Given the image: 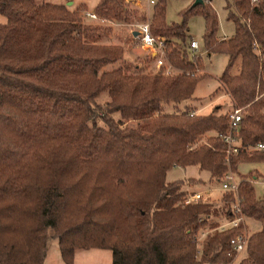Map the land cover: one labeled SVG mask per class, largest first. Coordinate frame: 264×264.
<instances>
[{
  "label": "trees",
  "instance_id": "obj_1",
  "mask_svg": "<svg viewBox=\"0 0 264 264\" xmlns=\"http://www.w3.org/2000/svg\"><path fill=\"white\" fill-rule=\"evenodd\" d=\"M165 1L155 0L150 30L168 42L166 59L179 72L172 76L143 75L137 65L105 69L120 48L98 44L99 28L81 24L64 4L0 0V264H43L48 229L65 264L88 248L109 250L110 264L230 259L228 241L241 226L216 230L211 217L229 218L232 194L222 193L217 207L183 204L181 183L164 180L175 165L195 164L215 182L237 174L239 163L264 161V148L246 150L264 145V0H224L234 25L226 39L216 35L210 0L180 11L179 23L165 21ZM121 4L99 0L95 10L126 21ZM196 13L204 50L226 55L220 88L242 111L241 148L227 158L228 120L218 106L206 115L165 111L191 98L201 78L183 48L186 20ZM103 92L108 100L98 104ZM236 177L240 211L261 220L238 264H264V195L255 198L251 179ZM202 229L213 230L197 254Z\"/></svg>",
  "mask_w": 264,
  "mask_h": 264
},
{
  "label": "rangeland",
  "instance_id": "obj_2",
  "mask_svg": "<svg viewBox=\"0 0 264 264\" xmlns=\"http://www.w3.org/2000/svg\"><path fill=\"white\" fill-rule=\"evenodd\" d=\"M38 2H48L51 4H64L69 7L70 10L75 11L78 21L86 26L92 28H99L98 33L101 34V38L97 41L98 44H106L111 46H117L120 48V59L111 66H106L105 69L112 67H132L137 65L139 72L143 75H153V65L145 56L142 49L134 46L133 40L129 36V28L133 23H140L148 20L150 24L152 6L149 8L142 2L138 6L127 5L124 8L123 0L121 4L122 12L129 13L130 17L128 20H117L112 17L100 16L95 8L99 0H37ZM193 0H166L164 5V19L167 23H179L180 16L179 12L186 9ZM255 1V0H253ZM155 3V1H154ZM212 9L215 12L217 20V31L216 35L218 38H229L234 32L233 23L226 18V11L224 10V0H210ZM84 11L93 12L96 15V19H89L84 15ZM2 21V19H0ZM187 26V37L183 41V46L188 41V38L196 40L199 46L198 52L192 57L194 63L193 77L198 78L201 76L199 81L196 83L192 97L186 99L175 106L169 104L165 106V111H181L182 109L191 108L194 110L196 115L209 114L213 107L218 106L216 114H227L230 108L233 107L232 103L225 92L220 88L218 77L222 73L226 64V55L221 53H210L209 55L202 46V33H203V18L199 13L191 15L186 20ZM150 27L151 24H150ZM239 65V60L231 69V73H236ZM132 71V70H131ZM133 72V71H132ZM179 73V72H177ZM177 73L173 74L176 75ZM108 97L105 92L101 93L97 98L96 102L102 104L107 101ZM189 110V111H190ZM113 120H117V115H112ZM98 125L101 126L99 122ZM211 134L208 132L202 134L196 140V144L205 142L206 138ZM246 150L248 147H246ZM180 167V168H176ZM237 174L246 176L251 179V185L253 187L254 196L257 199L262 198L264 195V161L260 162H242L237 165ZM237 174H235L237 176ZM256 175L255 179H252V175ZM166 183H181V190L184 186L189 187L192 191H203L206 187H211L213 181L209 179V173L203 169H200L197 165H185V166H171L165 173ZM199 185V183H201ZM212 183V184H211ZM73 192V191H72ZM222 195H218L216 200L208 202L212 206L220 205ZM205 203V200H203ZM216 220L217 224L222 222L221 218L211 217ZM219 220V221H218ZM261 225L260 219L244 217L243 228L247 234H251L259 229ZM213 229H202L198 231L196 237L198 238L201 233L204 235L211 232ZM46 234L51 236L48 240V248L45 256L44 264H65L59 254L56 239L52 238L53 230L48 229ZM195 237V238H196ZM203 237H201L202 239ZM198 239L196 242V253L199 254L200 242ZM244 256V253H240L232 262V264H238V261ZM71 264H110V251L107 249L99 248H88L75 250Z\"/></svg>",
  "mask_w": 264,
  "mask_h": 264
},
{
  "label": "built area",
  "instance_id": "obj_3",
  "mask_svg": "<svg viewBox=\"0 0 264 264\" xmlns=\"http://www.w3.org/2000/svg\"><path fill=\"white\" fill-rule=\"evenodd\" d=\"M154 1L155 0H123V4L125 8L127 5L138 6L143 2L146 7L149 8L154 4ZM83 13L89 19H96V15L93 12L84 11ZM133 32H136L135 35H132ZM129 36L133 40L134 46L142 49L145 56L152 63L154 74L159 76H172L178 72L166 59L167 40L164 37L155 36L151 33L148 20L131 24ZM183 48L190 57H193L199 50L198 43L194 39H189ZM188 114L196 115L194 110H190ZM226 117L228 120V127L226 133L221 136V140L225 144L224 154L227 158L232 154H236L241 148L237 136L242 118L241 108L231 107ZM193 147L194 144H191L187 148L191 149ZM262 148H264V145L260 143L248 147L250 150ZM238 183L239 181L230 171H227L222 178L219 179V189L223 193H231L233 199L229 202V218L224 223L217 225L214 229L223 230L226 227L241 226V230L235 233L228 241L229 251L227 256H229L230 259L227 261H218L215 264H232L234 259L246 250L248 234L243 228L245 216L240 211V199L236 194ZM201 197V192L185 193L181 202L183 204L203 202ZM203 236L204 233H201L198 238H195V241L197 242L198 239H201Z\"/></svg>",
  "mask_w": 264,
  "mask_h": 264
},
{
  "label": "crops",
  "instance_id": "obj_4",
  "mask_svg": "<svg viewBox=\"0 0 264 264\" xmlns=\"http://www.w3.org/2000/svg\"><path fill=\"white\" fill-rule=\"evenodd\" d=\"M221 38V37H220ZM189 39H191V38H188V40ZM176 168H180V167H176ZM233 174V176L235 177V178H237L236 177V175L234 174V173H232ZM252 177V179H255L256 178V175H252L251 176ZM200 184H202V182L201 183H199V185ZM212 184V183H211ZM185 188L184 189H182V191L184 192V193H192V192H201L202 193V197H201V199H202V201L203 200H205V203H208V202H212V200H216V197L219 195H222V191L219 189V180H217V181H215V182H213V185H211V187H206V189H204L203 191H192V190H189V187H187V186H184ZM204 202V201H203ZM246 218V217H245ZM250 218V217H249ZM222 219V222L221 223H218V225L219 224H222V223H224L228 218H224V217H222L221 218ZM219 221V220H218ZM261 228V225H260V227H259V229ZM258 229V230H259ZM257 230V231H258ZM249 235V234H248ZM47 252V251H46ZM242 253H244L245 254V252H242ZM46 256V255H45ZM44 262H45V257H44V260H43V264H44Z\"/></svg>",
  "mask_w": 264,
  "mask_h": 264
},
{
  "label": "water",
  "instance_id": "obj_5",
  "mask_svg": "<svg viewBox=\"0 0 264 264\" xmlns=\"http://www.w3.org/2000/svg\"><path fill=\"white\" fill-rule=\"evenodd\" d=\"M203 4V0H193L192 3L190 4V7H194L197 5ZM136 32H133L132 35H135Z\"/></svg>",
  "mask_w": 264,
  "mask_h": 264
}]
</instances>
